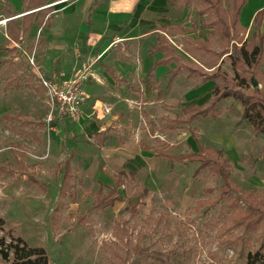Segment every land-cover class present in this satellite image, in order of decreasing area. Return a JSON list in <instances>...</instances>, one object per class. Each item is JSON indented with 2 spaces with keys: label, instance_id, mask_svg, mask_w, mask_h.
Masks as SVG:
<instances>
[{
  "label": "rangeland",
  "instance_id": "obj_1",
  "mask_svg": "<svg viewBox=\"0 0 264 264\" xmlns=\"http://www.w3.org/2000/svg\"><path fill=\"white\" fill-rule=\"evenodd\" d=\"M7 1L17 6L20 0ZM56 1H50L57 11L49 15L58 12ZM228 4L229 0H223L221 7L227 10ZM3 7L4 0H0V20L10 19ZM168 9L166 17L171 23L192 28L171 38L180 54L183 45L214 35V29L206 25L210 16H199L194 5ZM42 33V28L35 35L30 31L13 46L0 26V165L5 170L0 172V216L6 221L0 237L9 242L7 234L11 232L32 247L45 248L50 264H247L245 255L261 246L264 225L245 233L239 218L246 215L249 203L264 199V135L255 138L250 128L249 137L241 129V156L236 159L237 151L231 145L241 123L234 120L231 106L235 102L225 100L227 107L223 106L215 120L208 117L176 126L173 132L165 128L172 121H153L142 124L144 132L139 135L141 122L134 124L139 117H130L124 131L109 128L108 143L102 148L81 119L57 117L54 123H47L51 109L44 90L35 83L36 72L29 62V57L37 58L45 42ZM232 40L230 45L213 40L211 49L217 55L240 40L251 42L252 34L239 33ZM191 56H185L188 60H183L187 66L182 74L187 75L190 69L212 72L215 57L199 52L195 62ZM97 63L86 59L66 77L80 79L87 103V82ZM216 65L233 77L226 56ZM260 69L264 72V65ZM174 92L173 100L180 101L182 93ZM219 108L223 110L221 104ZM92 115L97 116V109ZM178 117L183 118V114ZM192 133L198 135L197 140ZM190 137L192 150L195 145L212 146L229 154L234 187L230 198L222 196V179L210 169L195 174L199 163L176 164L171 169L169 161L156 158L159 151L175 156L191 152ZM122 146L121 152L130 156L123 165L106 159L108 154L120 152ZM66 160L71 178L67 192L60 195ZM130 165L135 177L124 181L119 201L97 207L96 201L105 196L111 179L117 180L120 171L128 173ZM100 172H104L102 176ZM144 187L149 194L142 197ZM0 264L11 261H4L0 255Z\"/></svg>",
  "mask_w": 264,
  "mask_h": 264
},
{
  "label": "crops",
  "instance_id": "obj_2",
  "mask_svg": "<svg viewBox=\"0 0 264 264\" xmlns=\"http://www.w3.org/2000/svg\"><path fill=\"white\" fill-rule=\"evenodd\" d=\"M50 1L46 6L28 12L22 5V0L17 6L9 3L14 14L17 15L8 19L7 24L12 19L19 21L24 15L38 13L41 9L45 10L43 23L32 24L28 31L35 35L39 28L43 29L42 36L45 42L35 59L36 65L45 76H54L68 81L66 77L72 76L86 59H94L98 62L93 67L94 74L91 80L87 82L88 103L84 106L78 120L83 121V126L92 134L91 138L95 139L102 148L108 143L109 128L117 127L124 131L130 117H139V121L136 118L134 124L136 126L141 122L140 135L144 132L142 124L147 125L148 122L153 121H164V123L174 121L177 115L183 114V109L186 107L208 105L215 82L202 83L201 77L190 76L189 71L187 75L182 74L184 66H187L183 60H188L185 56L191 55L184 51V45L181 49L183 55L174 47L171 38L177 34L170 27L180 23L175 21L171 23L167 19L169 11L167 0H58L56 1L58 12L49 15L57 11H53ZM263 9L264 0H248L241 10L240 23L246 28L247 35L253 36L258 31L254 19ZM185 21L187 22V19ZM7 24L0 26L9 38ZM161 26H167V28L162 29ZM182 26L188 28L184 24ZM263 30L264 19L260 28V31ZM162 39L169 43L174 54L168 56L165 52L153 51ZM10 41L13 46L17 45ZM192 59L197 62L194 57ZM200 67L203 66L200 65ZM176 70L179 73L173 76ZM198 78L199 81H197ZM175 89L182 93L183 98L180 101L173 100ZM193 95L195 97H192ZM226 103L227 101L221 103L222 112L224 107H227ZM231 107L232 113L236 115L234 120L237 124L241 123V127L236 129V135L232 138L233 145H231L237 151L236 159H240L239 134L242 129L249 136L250 123L247 120H241L243 107L239 103H234ZM104 108H110L111 112L106 114ZM96 109L95 117L92 111ZM207 119L201 118L197 121ZM166 133L168 134V131ZM187 141L192 152H198L201 147H212L200 145L199 148L195 145L192 150V138L190 137ZM122 148L123 146L119 148L120 152L108 154L106 159L122 162L121 165H123L130 156L126 152L122 153ZM225 153L229 158V154ZM102 156L105 157L104 153ZM159 159L169 161L167 158ZM112 167L115 166L112 165ZM129 172L135 173L133 165L129 166ZM103 173L99 174L102 176ZM114 180L113 177L111 185L107 188L115 186L117 180Z\"/></svg>",
  "mask_w": 264,
  "mask_h": 264
},
{
  "label": "trees",
  "instance_id": "obj_3",
  "mask_svg": "<svg viewBox=\"0 0 264 264\" xmlns=\"http://www.w3.org/2000/svg\"><path fill=\"white\" fill-rule=\"evenodd\" d=\"M49 1L22 0V5L28 12L46 6ZM247 2L248 0H229L228 8L224 10L221 7L223 0H167L168 6L185 9L194 5L199 16L203 18L210 16V22L206 23V25L214 29V35L210 36L209 40L196 39L195 44H185L184 51L191 54L195 59H197L195 54L199 52L215 57L213 59L215 66L212 67L211 73L197 69V76L202 78V83L213 81L215 86L207 106L199 107L193 105L184 108L183 118H176L171 125L165 127L166 129L175 130L176 126L190 125L201 118L210 117L215 120L221 114L219 105L225 100H233L235 103H240L243 107L241 120L249 121L251 132L255 136L264 135V72L260 69L264 65V30L260 31L264 19V9L260 10L255 16L254 24L258 31L253 34L251 42L240 40L237 43H233L230 50L227 48L217 55L211 49L213 40L219 39L221 43L227 42L230 45V39L232 43V38L237 36V34L246 33V28L240 23V15ZM3 10L11 17L15 16L13 15V8L7 0H4ZM44 17L45 10L41 9L38 13L20 17L19 21L10 20L7 28L9 39L19 43L22 36L28 33L32 24H42ZM161 28L166 29L167 26H161ZM170 29H174V32L188 33L192 28L188 29L184 28L182 24H175ZM153 51H162L168 56L175 53L169 43L163 39L158 47H154ZM194 52L196 53L194 54ZM225 56L230 61L233 77L227 71L222 70L220 65H216L217 61ZM197 71L190 69V76L196 75ZM178 73V70L174 71L173 76ZM253 79L262 84V87L254 88ZM4 118L6 120L10 119V115H5ZM191 135L197 140L198 135L196 133ZM156 157L167 158L171 169L176 164H184L186 162L200 164L195 174H198L203 169H210L222 179V196L230 198V193L234 189L231 179L233 166L230 159L225 156L223 149L201 147L198 152L191 151L178 156L167 151H159L156 153ZM64 165V177L59 188L60 195L67 192L66 185L71 178L69 160H66ZM4 171V168L0 165V172ZM129 177H135V173L120 171L116 176L115 186L107 188L105 196L96 201V206L105 208L119 201L120 189L124 181ZM32 181L38 183L37 180L32 179ZM148 194L149 190L144 187L142 197ZM248 206V212L239 218V224L243 226L245 233H252L258 229L261 223L264 225V199L258 204L249 203ZM5 228L6 221L0 216V232H4ZM7 237L10 239L9 242L6 241L5 237H0V255L4 261H11V264H50V256L45 248L32 247L23 238L15 236L11 232H8ZM245 259L247 264H264V239L260 248L253 253L246 254Z\"/></svg>",
  "mask_w": 264,
  "mask_h": 264
},
{
  "label": "built area",
  "instance_id": "obj_4",
  "mask_svg": "<svg viewBox=\"0 0 264 264\" xmlns=\"http://www.w3.org/2000/svg\"><path fill=\"white\" fill-rule=\"evenodd\" d=\"M7 22L8 19H1L0 25L5 26ZM29 62L36 72V82L44 90L51 109L46 118L47 123H54L57 117L78 120L88 99L80 79L63 81L58 77H48L36 65L35 57H29ZM104 112L109 114L110 108H104Z\"/></svg>",
  "mask_w": 264,
  "mask_h": 264
},
{
  "label": "water",
  "instance_id": "obj_5",
  "mask_svg": "<svg viewBox=\"0 0 264 264\" xmlns=\"http://www.w3.org/2000/svg\"><path fill=\"white\" fill-rule=\"evenodd\" d=\"M252 84L254 88L259 87V83L255 79L252 80Z\"/></svg>",
  "mask_w": 264,
  "mask_h": 264
}]
</instances>
